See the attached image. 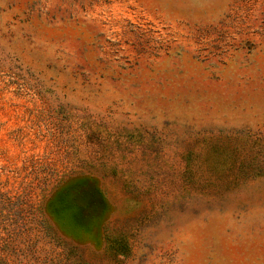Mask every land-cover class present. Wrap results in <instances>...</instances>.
Wrapping results in <instances>:
<instances>
[{
	"label": "rangeland",
	"instance_id": "374dc122",
	"mask_svg": "<svg viewBox=\"0 0 264 264\" xmlns=\"http://www.w3.org/2000/svg\"><path fill=\"white\" fill-rule=\"evenodd\" d=\"M0 264H264V0H0Z\"/></svg>",
	"mask_w": 264,
	"mask_h": 264
}]
</instances>
